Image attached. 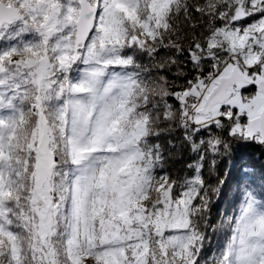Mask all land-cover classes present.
<instances>
[{"label":"snow or ice","instance_id":"obj_1","mask_svg":"<svg viewBox=\"0 0 264 264\" xmlns=\"http://www.w3.org/2000/svg\"><path fill=\"white\" fill-rule=\"evenodd\" d=\"M243 146L264 157V0H0V264H264Z\"/></svg>","mask_w":264,"mask_h":264},{"label":"trees","instance_id":"obj_2","mask_svg":"<svg viewBox=\"0 0 264 264\" xmlns=\"http://www.w3.org/2000/svg\"><path fill=\"white\" fill-rule=\"evenodd\" d=\"M172 140L175 147H168V140ZM161 143L164 144L166 154L169 158L166 160L165 169L174 177L183 176L187 172L186 164L191 160L186 147L181 146L180 133L177 132L174 136L161 137ZM239 157L243 161H256L264 159L261 157V150L254 146H243L237 149ZM226 201L222 200L220 204L213 207L212 212L215 217L216 214L225 206Z\"/></svg>","mask_w":264,"mask_h":264}]
</instances>
